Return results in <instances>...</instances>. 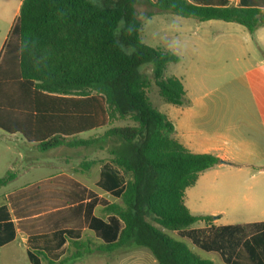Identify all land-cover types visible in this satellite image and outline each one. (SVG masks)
<instances>
[{
    "label": "trees",
    "instance_id": "obj_1",
    "mask_svg": "<svg viewBox=\"0 0 264 264\" xmlns=\"http://www.w3.org/2000/svg\"><path fill=\"white\" fill-rule=\"evenodd\" d=\"M139 2L23 0L0 51V129L19 135L40 153L61 147L106 151L129 177L120 201L104 208L117 215L124 228L115 243L97 251L143 248L158 264H216L171 235L178 232L203 249L220 250L218 240L209 245L187 231L212 216L193 215L185 204L186 189L220 159L181 145L173 123L153 106L152 83L164 103L182 107L189 100L182 80L166 75L179 56L142 41ZM148 4L145 18L172 13L235 22L250 32L264 26V10L256 8L199 6L187 0ZM121 20L125 23L117 33ZM129 47L134 49L131 55L124 51ZM144 66L151 67V78L142 71ZM119 121L133 125L114 126ZM101 129L106 130L98 133ZM14 177L9 171L0 186ZM88 252L77 251L66 261ZM226 262L264 264V230L244 243L241 254L233 258L230 253Z\"/></svg>",
    "mask_w": 264,
    "mask_h": 264
},
{
    "label": "crops",
    "instance_id": "obj_2",
    "mask_svg": "<svg viewBox=\"0 0 264 264\" xmlns=\"http://www.w3.org/2000/svg\"><path fill=\"white\" fill-rule=\"evenodd\" d=\"M22 1L13 3L10 29ZM148 1L136 6L143 18L142 41L179 56L166 75L182 80L189 100L178 107L160 98L155 108L173 123L181 145L220 159L185 192L193 215L212 216L195 225L201 232L194 226L187 231L209 245L218 240L220 250L203 249L188 236L179 239L219 254L222 264H229V254H241L244 243L264 228V26L250 32L235 22L172 13L145 18ZM187 1L264 10V0ZM101 152L106 151H88L71 162L39 155L19 161L11 171L13 180L0 187V264H158L143 248L96 250L119 239L124 222L104 208L120 201L129 179ZM84 249L90 252L66 261Z\"/></svg>",
    "mask_w": 264,
    "mask_h": 264
},
{
    "label": "rangeland",
    "instance_id": "obj_3",
    "mask_svg": "<svg viewBox=\"0 0 264 264\" xmlns=\"http://www.w3.org/2000/svg\"><path fill=\"white\" fill-rule=\"evenodd\" d=\"M18 2V0H0V48L2 46V42L4 39H6V36L8 34V31L10 29L11 25V19L14 12L13 3ZM139 18L143 22V18L141 17V13L138 14ZM142 71L149 77H152V70L149 66H144L142 68ZM149 97L154 107L158 106V101L160 99L159 97V91L158 88L154 83H152L151 87L149 88ZM125 125H133L131 121H119L114 124V126H125ZM106 129L98 130V133H103ZM96 132H88L84 134V137L91 136L95 134ZM79 151H70L67 148H59L50 152L46 153H40L38 152L32 145L29 143H26L22 137L19 135H9L5 132H3L0 129V178L4 177L9 171H14L15 166L20 163L19 161H22L25 157H30L32 155H39V156H50L51 158H66L69 162L76 159H81L84 155H86L89 151V153H92V150L87 149H78ZM101 155L108 156L107 152H101ZM33 158V157H32ZM30 158L29 160H31ZM25 160V159H24ZM23 160V161H24ZM35 160V158L33 159ZM13 167V169H12ZM2 187V186H0ZM195 230H199L200 228L197 226H194ZM264 228H259L256 231H262ZM197 232H201L200 230ZM251 234V233H250ZM174 237L181 238L182 236L178 233H171ZM200 235H203L200 234ZM246 239L244 237L243 240ZM188 247L196 253L198 256H200L203 259H209L215 261L217 264H222V258L219 254H216L214 252H206L205 250H202L196 246H194L189 240H184ZM215 259V260H214Z\"/></svg>",
    "mask_w": 264,
    "mask_h": 264
},
{
    "label": "clouds",
    "instance_id": "obj_4",
    "mask_svg": "<svg viewBox=\"0 0 264 264\" xmlns=\"http://www.w3.org/2000/svg\"><path fill=\"white\" fill-rule=\"evenodd\" d=\"M124 23H125V22H124L123 20L119 21V27L117 28V33H119L120 28H122V27L124 26ZM130 32H131V29H129V33H130ZM174 43H175V42H172V43L169 44V48H170V49L173 47V44H174ZM124 51H125L126 54L131 55L132 52L134 51V49L131 48V47H129L128 49H125Z\"/></svg>",
    "mask_w": 264,
    "mask_h": 264
}]
</instances>
